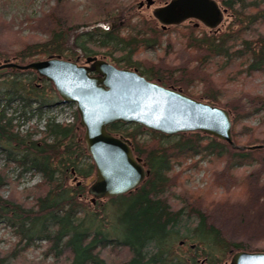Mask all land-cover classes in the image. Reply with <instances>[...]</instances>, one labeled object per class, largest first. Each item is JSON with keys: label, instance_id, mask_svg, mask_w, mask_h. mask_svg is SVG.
Masks as SVG:
<instances>
[{"label": "trees", "instance_id": "1", "mask_svg": "<svg viewBox=\"0 0 264 264\" xmlns=\"http://www.w3.org/2000/svg\"><path fill=\"white\" fill-rule=\"evenodd\" d=\"M139 1L54 0L38 17L16 21L0 16V60L24 64L49 55L74 61L101 54L149 81L229 110L235 144H264V95L252 87L230 86L233 77L223 74L235 69L245 77L264 73V32L256 29L264 19V0H218L229 20L215 31L195 22L162 29L153 15L136 8ZM154 1L163 5L168 0ZM115 19L122 25L112 27ZM169 30L177 31L174 46L182 49L175 58L166 51L173 45L164 39ZM163 41L167 58L149 67L135 59L141 48ZM0 80V153L6 159L0 192L9 186L11 163L19 168L15 181L25 172L41 177L18 197L0 195V222L17 237L11 251L0 250V264H36L22 263L19 254L40 241L51 264H221L236 251H264V149L240 151L200 132L168 136L136 124H110L108 131L131 141L150 174L131 192L106 199L117 211L108 219L101 216L104 205L88 212L92 206L84 189L68 184L71 165L82 179L94 171L77 112L73 124L47 120L34 139L36 129L22 133L13 122L28 120L33 106L41 117L43 108L58 102L51 95L53 85L31 70H7ZM193 84L200 86L196 95ZM13 105L15 115L7 116ZM146 133L149 140L141 138ZM81 157L84 162L75 166ZM195 157L206 164L205 184L189 188L177 181L171 186L174 166ZM113 250L122 255L120 261L104 256Z\"/></svg>", "mask_w": 264, "mask_h": 264}, {"label": "water", "instance_id": "2", "mask_svg": "<svg viewBox=\"0 0 264 264\" xmlns=\"http://www.w3.org/2000/svg\"><path fill=\"white\" fill-rule=\"evenodd\" d=\"M154 4V0H144L137 8ZM221 8L218 0H169L155 6L152 15L162 29L197 21L216 30L226 13ZM7 70L35 72L53 85L61 102L76 106L81 139L95 170L86 181L93 203L131 192L150 174L146 163L134 155L131 141L108 131L113 123L136 124L168 136L200 132L240 151L264 149V144L235 145L229 110L149 81L136 69L117 68L108 59L87 56L83 64L60 55L26 64L7 59L0 62V73ZM223 264H264V251H236Z\"/></svg>", "mask_w": 264, "mask_h": 264}, {"label": "rangeland", "instance_id": "3", "mask_svg": "<svg viewBox=\"0 0 264 264\" xmlns=\"http://www.w3.org/2000/svg\"><path fill=\"white\" fill-rule=\"evenodd\" d=\"M141 1H144V0H141ZM53 3H54V0H0V16L2 18H4L5 20L15 19L16 21L22 19L25 16L38 17L42 11H44V10L46 11L49 6L53 5ZM137 4H136V6H137ZM155 6H160V5L158 3H155ZM155 6H152L150 8H146L144 6L143 8H141L139 10H143V12H141L143 14H146V15L151 14L152 15V9ZM224 17H225L224 18V21H225L224 26H225L227 24L226 22H228L229 18L226 16H224ZM120 25H122V22L120 23V21H117V20L114 21V27H117ZM262 31L264 32V28L262 29ZM167 37L173 41L172 42L173 45L171 46V48L165 47L166 42L163 41L159 47L155 46L152 48H141L139 51H137L135 59L138 61L140 60V62H142L145 66L149 67V65L152 63H155L157 61V59H159L161 57L167 58V55H166L167 52H165V50H164L165 48H167L166 51L173 52V53L169 54V57L175 58L174 55H177L176 50H178V52H179L181 49L180 46H177V47L174 46L175 45L174 40L178 37V33L175 30H169V31L165 32V34H164V39H166ZM95 56L97 58H103V59L109 60L108 57L101 55V54L95 55ZM182 56H184V54H182ZM42 59H44V58H42ZM0 61L2 62V59ZM81 61H84V58L79 60V64H82V63H80ZM109 62L115 66L114 62H112L111 60H109ZM179 62H180V60H179ZM170 63H171V61H170ZM116 67L117 68H125V67H123V65H121V67L120 66H116ZM223 74L226 78H228L229 76L233 77L230 79L231 80L229 82L230 86H232V84H235L236 86H239V88L241 86H243V87H247L248 89H251V87H252L253 88L252 91L254 93L264 95V73H256V74H254L253 77H245L244 73L238 74V69H235L230 73L228 71V72H225ZM25 77H26V75L23 76V78H25ZM192 87H194V88L190 89L191 93L193 95H196L200 86L198 84H193ZM56 94H57L56 91H55V93H51V95L54 97H57ZM189 97H191V96H189ZM56 99L57 98H55L54 101ZM2 104L3 103H0V109L2 108ZM13 109H14V105L11 106V109H8L6 111L7 116H10L11 114L15 115ZM31 109H32L31 113H33V114L30 116V118L28 120H23L21 117H18L15 119V121L13 123L19 124L18 129L22 133H26L27 131H31L33 129H36L38 131V133H36L33 136L34 139H38L41 136V132L45 129V123L47 120L53 121V118H55L57 120V122H59L61 124H73L75 122V114H74L75 106L72 104H63V103L57 104V103H55L50 108L45 109L44 112H42L41 117H38L37 113L35 112V110H34V109H36L35 106H33ZM29 114L30 113H28L27 115H29ZM251 123L256 124L257 119L256 118L252 119ZM81 133L83 134V129H81ZM81 137H82V135H81ZM149 137H150V135L146 133L141 138L149 140L150 139ZM174 140H175V138H172L171 140L166 139V140H163V142H173ZM235 145L251 146V145H246V144H235ZM89 161L91 162L90 159H89ZM89 161L86 160V162H89ZM5 162H6L5 155L3 153H0V167H2L5 164ZM83 162H84V159H83ZM198 162H199L198 157H195L193 161L191 159L186 160V162H183L181 166L175 165L174 166L175 172L173 173L174 175H172V177H171L170 185L173 186L174 184L177 183V181H179V182H182L183 184H185V186H187L189 188L190 187L191 188L202 187L205 184V181L203 179V176H204V169L203 168L206 166V164L204 161H202V163H198ZM195 163H198V164H195ZM11 165L12 166L9 169L10 183H9L8 187H5L1 190L0 195L2 198H8L11 195V193L16 194L18 197L19 193H21L22 190H24L25 188H31V187L35 186L36 184L40 183V181H41V177L39 174L32 175L31 172H25L19 177V180H16V181L13 180V178H15L18 174L19 168L14 167L13 166V165H15L14 163H11ZM198 165L200 166V168L199 167L196 168V166H198ZM182 167L184 169L180 172ZM70 177L71 178H68V184H70V185L76 186V184L78 183L77 182L78 180H80V181L84 180V179H80V177H78L74 174H72ZM75 177H76V179H74ZM170 185H169V187H171ZM20 197H21V195H20ZM84 198H85V201L92 206V204L90 203L91 197L88 195V193L85 194ZM100 205L105 206V210L101 216L107 215L108 219L109 218L112 219L113 218L112 212H114V214L117 216V211L112 209V207H111L112 205L107 200L100 202L98 205H96V207H99ZM92 208H87V211L91 212V213L98 211V208L97 209H92ZM16 241H17V237L12 233L10 228L7 227L4 224V222H0V250L3 252L11 251V249H13ZM44 244L45 243L43 241H40V242H38L37 247H30V248L26 249L25 251H22L19 254V257L21 258V262L22 263H25V262L33 263V261H34L36 264L37 263H39V264H51V262H53V259L51 257H45L42 254V252L44 250V246H45ZM118 252L119 251L113 250V251L109 252L108 255L105 254L104 256L106 258L108 257V259L111 261L118 262L122 259V255ZM224 262L225 261H223L221 264H223Z\"/></svg>", "mask_w": 264, "mask_h": 264}, {"label": "bare ground", "instance_id": "4", "mask_svg": "<svg viewBox=\"0 0 264 264\" xmlns=\"http://www.w3.org/2000/svg\"><path fill=\"white\" fill-rule=\"evenodd\" d=\"M263 28H264V19L258 21V24H257L256 29H257V31H258V30L261 31ZM86 57H87V56H86ZM86 57H85V58H86ZM63 59H64V58H63ZM4 60H7V59H2V61H4ZM8 60H10V61H17V60H14V59H8ZM78 61H79V60H78ZM0 62H1V61H0ZM17 62H18V61H17ZM29 62H30V61H29ZM18 63H19V62H18ZM27 63H28V62H27ZM19 64H20V63H19ZM24 64H26V63H24ZM15 71H17V70H15ZM5 72H7V71H5ZM5 72H3V73H5ZM18 72H19V71H18ZM3 73H0V74H3ZM34 73H35V72H34ZM44 80H45V79H44ZM47 82H48V81H47ZM48 83H50V82H48ZM56 95H57L56 98H57V100H58V102H56V103H60V104L63 103V102H61V99H60V97L58 96V94H56ZM63 104H64V103H63ZM45 109H48V108H43L42 111L44 112ZM34 110H35L36 113H38V112H37V108L34 109ZM53 121H54L55 123H59V122H57V120H56L55 118H53ZM78 121H79V120H78ZM59 124H61V123H59ZM88 156H89V155H88ZM89 158H90V157H89ZM139 158H140V157H139ZM141 159H142V158H141ZM90 160H91V158H90ZM142 160H143V159H142ZM91 162H92V161H91ZM144 162H145V161H144ZM82 163H83V159H82V157H81L79 160L76 161V165H75V166H78V167H79ZM145 163H146V162H145ZM74 168H75V167H74L73 165H71V166L69 167L68 170H69V175H70V176L72 175L73 172H75V171H74ZM94 173H95V170L93 171V174H92L91 176H89L88 178L84 179L83 181H80V180L77 181V182H80V183L76 184V186H77V187H79V186L82 187V188L84 189L85 194L88 193L87 190H88V187H89V186H87L86 181H87L88 179H90V178L94 175ZM76 176H77V175H76ZM80 179H82V178H80ZM106 199H107V198H106ZM106 199H105V198H102L101 200L104 201V200H106ZM92 207L95 208L96 205H94V206H92ZM96 208H97V207H96ZM179 243L182 244V243H184V242H183V241H180Z\"/></svg>", "mask_w": 264, "mask_h": 264}, {"label": "flooded vegetation", "instance_id": "5", "mask_svg": "<svg viewBox=\"0 0 264 264\" xmlns=\"http://www.w3.org/2000/svg\"><path fill=\"white\" fill-rule=\"evenodd\" d=\"M219 3V2H218ZM219 5H220V7H222V5L219 3ZM223 8V7H222ZM221 8V9H222ZM185 22H191V21H185ZM184 23V22H183ZM208 31H211V30H209L208 29ZM213 31H215V30H213ZM85 59V58H84ZM80 63H84V61H81ZM134 69V68H133ZM170 87H172V86H170ZM175 88V87H174ZM176 88H178V87H176ZM181 89V88H180ZM58 104V103H57ZM72 174H74L75 175V173L73 172ZM75 179H76V177H75ZM100 202H102V200L101 199H96V202H92V200L90 199V203L92 204V206H94V205H98ZM182 245H183V243H182ZM192 248H194L195 246L194 245H190ZM202 262V261H201Z\"/></svg>", "mask_w": 264, "mask_h": 264}]
</instances>
